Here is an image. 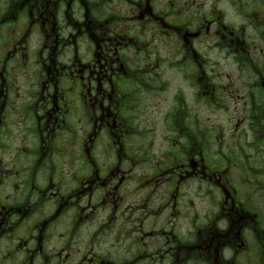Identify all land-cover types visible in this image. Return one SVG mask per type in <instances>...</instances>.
Segmentation results:
<instances>
[{"label":"flooded vegetation","instance_id":"obj_1","mask_svg":"<svg viewBox=\"0 0 264 264\" xmlns=\"http://www.w3.org/2000/svg\"><path fill=\"white\" fill-rule=\"evenodd\" d=\"M0 264H264V0H0Z\"/></svg>","mask_w":264,"mask_h":264}]
</instances>
